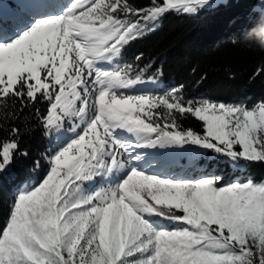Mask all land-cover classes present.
<instances>
[{
  "label": "snow or ice",
  "instance_id": "obj_1",
  "mask_svg": "<svg viewBox=\"0 0 264 264\" xmlns=\"http://www.w3.org/2000/svg\"><path fill=\"white\" fill-rule=\"evenodd\" d=\"M214 5L71 0L0 29V174L17 155L43 168L0 225V264H264V181L169 175L137 151L198 147L237 169L264 164V100L187 99L183 84L141 90L163 71L140 67L143 53L122 62L164 15ZM29 109L53 142L38 158L20 151ZM189 116L198 129L183 126Z\"/></svg>",
  "mask_w": 264,
  "mask_h": 264
},
{
  "label": "trees",
  "instance_id": "obj_2",
  "mask_svg": "<svg viewBox=\"0 0 264 264\" xmlns=\"http://www.w3.org/2000/svg\"><path fill=\"white\" fill-rule=\"evenodd\" d=\"M8 1V0H4ZM67 5L70 0H62ZM215 8L197 15L169 12L164 15L155 31L145 38L133 41L124 51L122 62L132 63L143 53L140 67L151 63L153 71L160 69V86L155 91H166L184 85L187 99H208L230 104L249 106L264 100V73L256 75V69L264 67V0H215ZM14 7L17 6L9 1ZM146 6L148 0H134ZM5 22V21H4ZM9 23H3V27ZM234 39L238 43L233 44ZM41 111L45 104L36 105ZM33 109L25 113L20 122V151H27L33 158L53 144L42 134ZM185 128L198 129L199 123L190 116L181 121ZM176 162L187 161L188 172L198 168L210 169L224 180L241 175L243 179L264 181V164H253L237 169L211 150L192 147L179 149ZM43 175V168L33 169L28 158L17 155L15 163L0 174V225L6 220L8 208L16 195Z\"/></svg>",
  "mask_w": 264,
  "mask_h": 264
},
{
  "label": "rangeland",
  "instance_id": "obj_3",
  "mask_svg": "<svg viewBox=\"0 0 264 264\" xmlns=\"http://www.w3.org/2000/svg\"><path fill=\"white\" fill-rule=\"evenodd\" d=\"M9 1L13 2L17 6L14 7ZM219 2L224 3L225 1H215V5L214 7H212V9L215 8ZM63 7L64 5L62 0H13V1L0 0V29H3L6 32H11L14 28H16V26L22 20L30 19L33 15H35L39 11H41V13H45L48 11L50 14L58 13ZM16 9H18V11L23 15L24 18L18 16L19 15L18 13L15 14V12H18L16 11ZM28 10L34 12H30ZM23 12L25 15L23 14ZM12 16H18V17L17 19L12 21L7 20ZM7 22L9 24L3 27V23L5 24ZM159 86L160 83L159 81H157V83L155 84L149 83V84L140 85L138 87L141 90L155 91L154 88H158ZM178 150H179L178 148H168V149L145 148V149H138L137 151L140 152V154L144 157L143 161L141 162L143 167L149 168V166H151V168L169 175L194 178L204 173H216L213 172V170L203 169V168H198L196 173L188 172L190 166L187 163V161H181V162L175 161L179 157L176 154ZM236 178L243 179L241 175H238ZM231 180L233 179H226L224 181L227 182Z\"/></svg>",
  "mask_w": 264,
  "mask_h": 264
},
{
  "label": "bare ground",
  "instance_id": "obj_4",
  "mask_svg": "<svg viewBox=\"0 0 264 264\" xmlns=\"http://www.w3.org/2000/svg\"><path fill=\"white\" fill-rule=\"evenodd\" d=\"M13 1V0H12ZM40 13H41V11H40ZM45 13H49L48 11L47 12H45ZM18 16H20L21 18H24L23 17V15L18 11ZM23 14H24V12H23ZM25 15V14H24ZM18 16H12L11 18H9V19H15V17H18ZM25 18H26V16H25Z\"/></svg>",
  "mask_w": 264,
  "mask_h": 264
}]
</instances>
